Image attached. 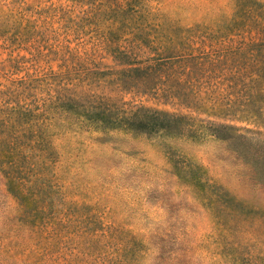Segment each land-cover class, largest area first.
<instances>
[{"label":"rangeland","instance_id":"1","mask_svg":"<svg viewBox=\"0 0 264 264\" xmlns=\"http://www.w3.org/2000/svg\"><path fill=\"white\" fill-rule=\"evenodd\" d=\"M0 264H264V0H0Z\"/></svg>","mask_w":264,"mask_h":264},{"label":"trees","instance_id":"2","mask_svg":"<svg viewBox=\"0 0 264 264\" xmlns=\"http://www.w3.org/2000/svg\"><path fill=\"white\" fill-rule=\"evenodd\" d=\"M134 120L135 119H132V121ZM174 120V118H170V116L167 114L153 112L151 114L146 113L144 117L138 119L137 122L135 121L136 123L132 122V125L138 129H148L149 131H155L159 129H168Z\"/></svg>","mask_w":264,"mask_h":264}]
</instances>
